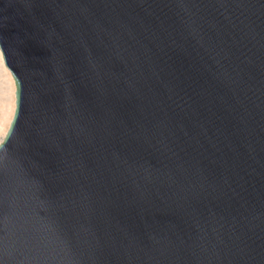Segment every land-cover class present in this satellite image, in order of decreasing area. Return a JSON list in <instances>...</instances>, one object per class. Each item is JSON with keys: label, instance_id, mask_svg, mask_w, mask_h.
Returning a JSON list of instances; mask_svg holds the SVG:
<instances>
[{"label": "water", "instance_id": "water-1", "mask_svg": "<svg viewBox=\"0 0 264 264\" xmlns=\"http://www.w3.org/2000/svg\"><path fill=\"white\" fill-rule=\"evenodd\" d=\"M0 50V264H264V0H0Z\"/></svg>", "mask_w": 264, "mask_h": 264}, {"label": "bare ground", "instance_id": "bare-ground-1", "mask_svg": "<svg viewBox=\"0 0 264 264\" xmlns=\"http://www.w3.org/2000/svg\"><path fill=\"white\" fill-rule=\"evenodd\" d=\"M15 89L14 78L5 66L0 50V141H3L4 133L9 127L8 122L13 117V106L16 101Z\"/></svg>", "mask_w": 264, "mask_h": 264}, {"label": "snow or ice", "instance_id": "snow-or-ice-1", "mask_svg": "<svg viewBox=\"0 0 264 264\" xmlns=\"http://www.w3.org/2000/svg\"><path fill=\"white\" fill-rule=\"evenodd\" d=\"M14 95H15V93H14ZM14 116H15V105L13 106V119H14ZM13 119H10L9 122H8L9 123V128H11V126H12ZM4 135L5 136L8 135V131L7 130L5 131ZM0 143H3V141H0Z\"/></svg>", "mask_w": 264, "mask_h": 264}]
</instances>
